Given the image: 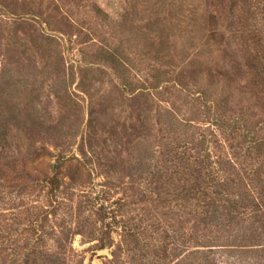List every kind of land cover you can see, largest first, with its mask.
<instances>
[{"label":"rangeland","instance_id":"1","mask_svg":"<svg viewBox=\"0 0 264 264\" xmlns=\"http://www.w3.org/2000/svg\"><path fill=\"white\" fill-rule=\"evenodd\" d=\"M203 4L0 0V264H264V86Z\"/></svg>","mask_w":264,"mask_h":264},{"label":"trees","instance_id":"2","mask_svg":"<svg viewBox=\"0 0 264 264\" xmlns=\"http://www.w3.org/2000/svg\"><path fill=\"white\" fill-rule=\"evenodd\" d=\"M207 5V10L201 16L206 23L211 26H225L233 28L231 32L234 43L247 45L253 42L256 55L253 56L252 68L255 71L258 84L264 86V36L259 32L258 23L264 22V0H203ZM208 6H212L215 13L208 11ZM196 10V9H195ZM199 13L197 9L196 15ZM192 21H197L192 18ZM219 32V29H216ZM214 30L209 40H217V31ZM252 47L246 50H250ZM252 50V49H251ZM253 51H251L252 53ZM250 149L261 151L264 148V140L252 139L249 143ZM51 193L54 194L58 190L56 179L50 181Z\"/></svg>","mask_w":264,"mask_h":264}]
</instances>
